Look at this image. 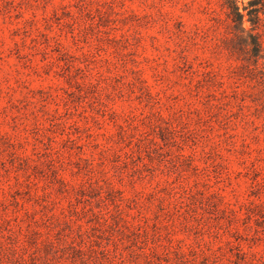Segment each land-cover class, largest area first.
Masks as SVG:
<instances>
[{"label": "rangeland", "instance_id": "rangeland-1", "mask_svg": "<svg viewBox=\"0 0 264 264\" xmlns=\"http://www.w3.org/2000/svg\"><path fill=\"white\" fill-rule=\"evenodd\" d=\"M220 1L0 0V264H264V59Z\"/></svg>", "mask_w": 264, "mask_h": 264}, {"label": "trees", "instance_id": "trees-1", "mask_svg": "<svg viewBox=\"0 0 264 264\" xmlns=\"http://www.w3.org/2000/svg\"><path fill=\"white\" fill-rule=\"evenodd\" d=\"M220 7L229 33L222 42L228 44V52L241 62L239 69L249 72L256 68L259 59H264L260 32V29L264 32V0H221ZM245 22H248V26H245ZM240 74L243 72L240 71ZM103 220L106 221V218ZM18 258L26 262L21 254H18Z\"/></svg>", "mask_w": 264, "mask_h": 264}]
</instances>
